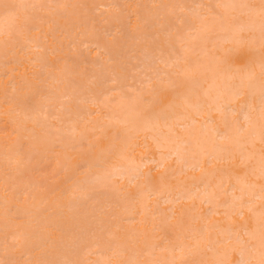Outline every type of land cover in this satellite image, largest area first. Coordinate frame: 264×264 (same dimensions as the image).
<instances>
[{"label":"bare ground","instance_id":"6f19581e","mask_svg":"<svg viewBox=\"0 0 264 264\" xmlns=\"http://www.w3.org/2000/svg\"><path fill=\"white\" fill-rule=\"evenodd\" d=\"M77 1L86 4V0ZM149 2L143 6L139 0L123 3L129 11L126 17L134 22L132 30H138L133 36L141 42L163 37L167 43L154 49L131 43L126 47L128 59L120 63L112 50L122 38L101 41L94 31L97 27L93 30L90 24L83 29L81 25L89 23L85 12L69 21L76 6L69 0H0V57L4 59L0 70L5 71L12 60L18 67L6 70L5 76L24 67V85L13 77L7 83L0 80V123L8 128L0 134V232L13 229L0 235V253L6 254L0 261L14 254L25 255L29 264H182L191 256L196 264H259L264 251L260 230L264 212L261 0ZM5 4L17 7L6 12ZM50 5L58 9L56 14L27 26L36 10H48ZM119 6L118 0H100L93 13L102 14L101 22L111 18L119 22L120 14L108 12ZM82 8L89 12V7ZM18 22L20 29L25 26L31 32L26 39L16 38ZM147 26L157 29L144 30ZM116 28L105 27V32L112 35ZM32 30L43 31V36L60 31L57 43L70 38L74 48L81 39L88 50L95 49L93 63L98 69L83 84L75 80L82 73L77 66L71 69L63 63L49 70L55 61L47 60L42 50L56 55L62 49L48 47L46 38ZM15 32L17 36L11 38ZM238 48L240 54L232 63L227 53ZM19 49L22 55H17ZM246 62L250 65L242 69ZM124 64L130 74L119 70ZM30 67L38 69L31 72L33 77H26ZM103 83L107 85L100 88ZM151 83L156 89L146 98L145 88ZM26 98L33 99L31 106L25 104ZM159 98L172 112L149 117L145 111ZM103 109V115L93 116ZM90 131L107 139L97 144L96 154L103 155L92 156L83 171H75L49 192L43 181L28 176L40 158H53L59 164L69 148L89 140ZM139 154L145 158L139 160ZM78 161L79 156L73 163ZM221 161L228 168L223 170L218 165ZM154 169L160 171L156 174ZM189 170L200 172L190 174V188L182 177ZM119 181L123 184L117 185ZM99 189L107 190L103 201ZM224 193L229 196L221 200ZM153 197L170 204L171 213L165 218H161L162 209L150 203L156 201ZM184 201L191 203L188 210L182 206ZM201 204L208 206V214L221 216L202 218ZM107 213L116 218L110 226L109 217L103 216ZM174 217L176 235L165 243L170 239L166 224ZM15 218H25L26 226L20 227L22 221ZM199 219L197 227L193 222ZM121 220H138L139 228L131 227L124 237L119 232ZM39 228L37 235L34 230ZM8 240L14 243L6 245Z\"/></svg>","mask_w":264,"mask_h":264},{"label":"rangeland","instance_id":"374dc122","mask_svg":"<svg viewBox=\"0 0 264 264\" xmlns=\"http://www.w3.org/2000/svg\"><path fill=\"white\" fill-rule=\"evenodd\" d=\"M98 1H100V0H94V2H93V0H86V4H83V3H80L79 4V2L76 0H69V2H71V3H73V5H76V6H74V14L73 15H71V17H70V20L69 21H72V18L74 17V18H76V17H78L79 16V14L81 15V14H83L84 12L86 13V14H88L87 15V22H89V23H86V25H81V26H84L83 27V29H85V26H90V24H92V28H93V30L97 27H99V29H97L96 28V30H94L95 32H97L98 33V38H100L101 39V41H108V40H110V39H117V38H119V37H121L122 39H120L121 41H118V42H116V44H114V46H113V50H112V52H116V53H114L115 54V56H117V59H118V62H120V63H122L123 61H125V60H127L128 58L127 57H125V56H127V53H126V47H128V45L129 44H131V43H135V42H139V43H142L143 45H145V44H148L147 46H148V48H150V49H154V46L156 45V44H160V45H165L167 42H166V40H164L163 39V37H162V40H157V39H155L154 38V40L153 39H150L149 41H147V42H141V41H139V40H136L135 39V37L133 36V34L135 33V31H138V30H132V28H133V23L134 22H132L131 21V18L130 17H126V16H128L127 14H129V11L128 10H126L127 9V7L125 8V5L123 4L124 2H125V0H118V3L120 4V6H119V8H117V7H115V9H114V7L112 8V10H114V11H108L110 14H112V15H116V14H120L121 16H122V21H119L118 22V20H115L114 18H111V19H109L108 21H100V19H101V17H103L102 16V14L98 11V12H96V13H93L94 12V6L96 5V2H98ZM102 1V0H101ZM140 1V6H143L144 4H146V5H148V4H150V2H149V0H139ZM88 2H90V3H88ZM93 2V3H92ZM50 3H52V2H50ZM75 3V4H74ZM142 3V4H141ZM253 4H257L258 2H252ZM54 4V3H53ZM52 5V4H51ZM50 5V8L48 9V10H45V11H40V10H36V12H35V15H34V19H32L31 20V22H28L27 23V26L29 27L30 25H32L33 23H35V22H39V20L41 19V18H43V17H45V16H47V15H49V14H51V13H55L56 14V12L58 11V9H54V8H51V7H54V6H51ZM82 5H83V7L85 8L86 6L87 7H89V9H88V11L89 12H87V11H83V8H82ZM122 5V6H121ZM71 5H68V7H70ZM78 6V8H76ZM91 6H93L92 8H91ZM72 7V6H71ZM81 8V9H80ZM77 9V10H76ZM78 9H80L79 10V12H77L78 11ZM92 9V10H91ZM117 9H119V10H117ZM50 10V11H49ZM53 10V11H52ZM173 10H175V9H173ZM38 11V12H37ZM47 11H48V14H47ZM119 11H121V12H119ZM42 12V13H41ZM76 12H77V14H76ZM108 12H105V14H107ZM115 12V13H114ZM144 12V13H143ZM142 13L143 14H147L145 11H143ZM79 13V14H78ZM37 15V16H36ZM89 16H91V17H89ZM173 16H174V11H172V12H170V17H171V20H173V22L175 21L174 20V18H173ZM94 17H96V18H94ZM190 18L192 19L193 17L192 16H190ZM90 20V21H89ZM91 20H93V21H91ZM98 20V21H97ZM68 22V20H66V23ZM94 22H95V24H94ZM110 22V23H109ZM84 23V24H85ZM103 23H105V24H103ZM121 23V24H120ZM179 26H181L182 24L181 23H177ZM17 25L19 26V29L18 30H16V32L17 31H19V33H17V35H19V36H17V35H15L16 34V32L14 33V35H11L10 37L11 38H13V37H16V38H19V39H26L27 38V36H29L30 34H31V32H29V30L28 31H26L25 30V26L24 27H22V29H20V23L18 22L17 23ZM94 25H96V26H94ZM114 25V26H113ZM118 25V29L117 30H115V32H114V34H112V35H108L106 32H105V27H110V28H115L116 26ZM133 25V26H132ZM88 26H87V28H88ZM105 26V27H104ZM101 27V28H100ZM104 27V28H103ZM120 27V28H119ZM129 28V29H128ZM157 28L155 27V28H152V27H150V26H147V28H145L144 30H148V31H154V30H156ZM23 30V31H22ZM103 30V31H102ZM130 30H132V31H130ZM32 32L33 33H39L38 34V37H40L41 39H43V38H46V39H43L45 42H46V44H47V46L48 47H53L54 45H57V46H59V47H61V49H62V51H59V52H57V54L55 55V54H50V52L49 51H47V50H42V52H43V55H44V57L47 59V60H54L55 61V66H50L49 67V70L51 69V70H57L56 69V66H60L61 64H63V63H68V66L69 67H72L71 69H80L79 71H81L82 73H79V74H76V76H75V80L77 81V82H79V83H81V84H83V82H85L86 80L85 79H87V76H88V74H90V72L95 68V69H98V66H95L94 65V63L93 62H95L94 60H97V54H95V51H93V50H95V49H91V50H88L83 44H82V42H81V39L79 40H77L76 42H75V46H76V48H74V47H72V44H70V42H69V40L71 41L72 39H70V38H63V40L58 44L57 42L59 41L57 38H56V36H62V33L60 32V31H55L54 32V34H53V36L51 37L49 34H47V35H45L44 34V36H48V37H44L42 34L44 33L43 31L42 32H39V30H32ZM181 32V31H180ZM24 33H25V35H24ZM108 35V36H107ZM43 36V37H42ZM126 36H128L129 37V39L126 37ZM3 37V36H2ZM2 37H0V38H2ZM21 37V38H20ZM125 38V39H124ZM48 39V40H47ZM133 39V40H132ZM152 40H153V42H152ZM79 42H81V43H79ZM152 42V43H151ZM172 42H174V40H172ZM125 43H127V44H125ZM70 44V45H69ZM81 44H82V46H83V48H81L82 46H81ZM119 44V45H118ZM151 46H150V45ZM77 45H79L80 47L79 48H81V49H79L78 48V46ZM63 47H65V48H63ZM124 47V48H123ZM78 48V49H77ZM85 48H86V50H85ZM64 49V50H63ZM74 49H76L75 51H74ZM4 51H5V49H4ZM46 51V52H45ZM76 54H75V53ZM253 52V54H254V50L252 51ZM21 53H23V51L22 50H20L19 49V54H17V53H10L9 55H8V58H9V56H15L16 54L17 55H22ZM155 53V52H154ZM153 53V54H154ZM239 54H240V49L238 48V49H235V50H231L230 52H228L227 53V56L229 57V59H230V61L232 62V63H235L236 62V60H237V57L239 56ZM260 54V56H262V54L261 53H259ZM74 55V56H73ZM57 56H62V57H66L67 59H64V62H63V59L60 61V60H58L59 58L57 57ZM73 56V57H72ZM98 59H101V57L98 55ZM102 57H104V55H102ZM78 59V61H76ZM3 61L4 59L3 58H1L0 57V61ZM68 62H67V61ZM76 61L75 63H74V61ZM71 61V62H70ZM77 62H78V64H77ZM70 64V65H69ZM73 65V66H72ZM74 65H75V67H74ZM79 65V66H78ZM125 66V68L123 69V68H119V70L121 69V71H123V73L124 74H130L131 73V71L129 70V68L127 67V64H124ZM250 65V62H246L244 65H242V69L243 68H246V67H248ZM0 66H1V63H0ZM76 66H77V68H76ZM11 67H18V63H15L13 60L7 65V66H4V70L6 69V70H8L9 68H11ZM20 67V69H15V70H13V71H11L8 75H6L5 76V74L7 73V71L5 72V71H3V70H0V80L2 81V83H7L8 81H9V79L11 78V77H13V78H15L16 80H18V81H22V84L24 85V83H23V79H24V67H21V65L19 66ZM100 68V67H99ZM33 69H38V67H30L28 70H27V72L29 73L28 74V76H26V77H33V74L31 73L32 71H33ZM84 70V71H83ZM129 72H128V71ZM4 73V75H2ZM87 74V75H86ZM44 76V75H43ZM35 81H38V80H36V79H34ZM155 82H159V81H155ZM105 85H107V83H103V84H101V85H99V87L100 88H104V86ZM11 85L10 84H7L6 85V88H8V90H10V87ZM135 86H137V85H135ZM155 84L154 83H151V84H149L148 86H146V88H145V94H144V97H146V98H150V97H152V95H153V92L155 91ZM39 90H41V92L44 90H42L41 88H39ZM163 91H171V90H167V89H164ZM2 93L4 92V90L3 91H1ZM255 97L257 98V94H255ZM29 105H28V104ZM32 103H33V99H30V98H26V102H25V104L27 105V106H31L32 105ZM155 104H153V105H155L154 107L153 106H151V107H149L146 111H145V113L149 116V117H154L156 114L158 115V116H160V117H166L167 115H169L171 112H172V108L171 107H169V106H165V104L162 102V100L159 98V99H156V101L154 102ZM86 106H88V105H86ZM91 107L92 108H95L93 105H91ZM157 108H159L157 111H155ZM106 112V109H103V112H99V113H94L93 114V116L94 117H97V116H100V115H103V113H105ZM217 114V113H216ZM99 118H101V117H99ZM7 128V126H5V125H3V123H0V134H2V135H4L5 134V132L6 131H8V128ZM109 131H111V129H109L108 130V132ZM93 133H94V131H90L88 134H89V140H87V141H84L83 143H82V145L80 146V147H78L79 145H77V146H75V147H71V148H69L68 150H67V152L66 153H64L62 156H60V163L58 164V162H57V160H54L53 158H50V159H46L45 158V160H44V158H40L38 161H36V162H34V164L36 165V164H38L37 165V168L35 169H32L30 172H28V176H30V175H33V177L34 178H36V179H38V180H40V181H43L44 182V186L45 187H47L46 189L48 190V192L52 189V187L54 186V185H56L57 183H63V181L65 180V179H67L68 177H70L75 171H79V172H81V171H83L85 168H86V164L87 163H89L90 161H92L93 159L91 158L92 156H99V155H103L102 153H99V154H96V150H97V144L102 140V139H107V137H105L104 135H101V136H92L93 135ZM147 140H149L150 142H151V140L149 139V138H146ZM90 142H93V145H90L89 143ZM58 147V146H57ZM57 147H55V149H59V148H61V147H59V148H57ZM62 149V148H61ZM60 149V150H61ZM154 154L155 155H158L159 153H158V151L156 150V149H154ZM79 156V161L77 162V163H73L74 162V160L76 159V157H78ZM139 160H143L144 158H145V155H143V154H139V156L137 157ZM36 160V159H35ZM172 163H174V161H172ZM226 164V163H225ZM152 164H149L148 166H147V168L149 167V166H151ZM218 165L219 166H222V169L224 170V169H226V168H228V166L226 165H224V162L223 161H221L220 163H218ZM209 168H211V167H213L212 166V164H208L207 165ZM246 168V166L245 165H240V169H245ZM93 170V169H92ZM158 171H160V169H154L153 170V173H158ZM200 172L199 171H194V170H189V171H185V173H182V177H184V178H187L186 179V187H188V188H190V187H192L191 186V184H190V182H191V180H192V178H191V176H190V174H193L194 176H196V175H198ZM81 175H83L82 173H80L79 174V176H81ZM190 177H189V176ZM181 176V175H180ZM187 176V177H186ZM189 177V178H188ZM172 182H175V179L174 178H172ZM64 184H66V182H64ZM121 184H123V182L122 181H119L118 183H117V185H121ZM107 191V190H106ZM105 191V189H99V192H100V196L102 197V199H101V197H100V199H101V201H103L104 200V197H105V195H107L106 192ZM45 194H47V191L45 192ZM53 193H50V198H52L53 197ZM229 195H228V193H224L223 194V196H222V198H221V200H224L225 198H227ZM152 199H155L156 201H150V203L155 207H159V208H161L162 209V211H163V213H162V215H161V218H165L169 213H171L170 211V209H169V205L170 204H168V203H161V201L159 200V199H157L156 197H153ZM90 204V202H87V203H85L84 205L85 206H82V208L83 209H87V207H88V205ZM87 205V206H86ZM46 205L44 204L43 205V207H45ZM182 206H184V208H189V206H191V203L189 202V201H184V203L182 204ZM207 207L208 206H206V205H203V204H201V207L199 208L200 210H199V212L201 213V215H202V218H207L208 220L210 219V220H212L213 218L215 219V218H219L221 215H219V214H215V215H210V213L208 214V210H207ZM116 209H120L119 207H117ZM188 210V209H187ZM166 215V216H165ZM205 215H208V216H205ZM11 216V215H10ZM103 216H106V217H109V220L107 221V224L110 226L113 222L112 221H114L116 218L115 217H113V216H111L110 214H104ZM111 216V217H110ZM209 217V218H208ZM19 220V221H22V224L20 225V227L21 226H26V222H25V218H15V220ZM239 219L241 220V217H239ZM112 220V221H111ZM174 220H175V217L174 218H172V219H169L168 220V222H167V224H166V227H165V233H166V235L167 236H169V240H165V243H169V242H172L173 241V239H174V237H175V235H176V229H175V226L173 225L174 223ZM200 220L201 219H199V221H194L193 223L195 224V226H197L198 224H200L201 222H200ZM123 221V222H122ZM120 223L122 224V227L121 228H119V232H121L122 233V235L124 236V237H126V235L128 234V231H130V229H131V227L133 228V227H137V228H139V223H138V220H135V221H132V222H129V221H124V220H121L120 221ZM133 223H135L134 224V226H133ZM138 224V225H137ZM142 223H140V225H141ZM172 224V225H171ZM125 225V226H124ZM168 225V226H167ZM125 227H129L128 228V230H127V228H126V230H125ZM140 227H142V225L140 226ZM198 227V226H197ZM91 229V228H90ZM96 229V228H95ZM13 229L11 228V229H8V232L7 233H9V232H11ZM15 230H16V228H15ZM39 230H40V228L39 229H37V232H36V230H34V233L35 234H37V235H39L40 234V232H39ZM7 233H4V232H0V235H2V236H5V235H8ZM92 233H90V235H91ZM155 234V233H154ZM153 234V232H152V235H154ZM105 236V238H107L108 236L107 235H104ZM187 241L189 240V238H185ZM33 240H35V238L33 239ZM14 243V241L13 240H8V242L6 243V245H11V244H13ZM31 244V246H33V243H30ZM0 246H2V245H0ZM83 246V245H82ZM11 251H17V248H13V249H11ZM36 252H39V251H36ZM4 254H5V252H2L1 251V253H0V256H4ZM6 255V254H5ZM11 256H9V257H7L6 259H5V261H4V263L5 264H29L28 262V260H27V257L25 256V255H14V254H10ZM81 259V258H80ZM80 259H78V261H80ZM142 260H145L146 259V257L144 258H141ZM7 260V261H6ZM185 260H187V261H183V263L182 264H196V260H195V257L194 258H192L191 256H190V258L189 257H186V259ZM7 262V263H6Z\"/></svg>","mask_w":264,"mask_h":264},{"label":"snow or ice","instance_id":"6c2138e0","mask_svg":"<svg viewBox=\"0 0 264 264\" xmlns=\"http://www.w3.org/2000/svg\"><path fill=\"white\" fill-rule=\"evenodd\" d=\"M3 7L6 12H11L17 6L5 4L3 5ZM241 7H250V6L243 5ZM259 17H260L261 37H262L261 54H262V57H264V0H261V5L259 9ZM261 97H262V101H264V63H262V73H261ZM261 114L262 116H264V106H262ZM127 148L128 146H125V150H127ZM160 166L163 167L162 164ZM260 230H261V247L262 249H264V212L261 213ZM0 264H4V261H0ZM259 264H264V251H262V258Z\"/></svg>","mask_w":264,"mask_h":264}]
</instances>
